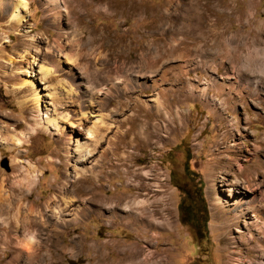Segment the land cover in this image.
<instances>
[{
    "label": "rangeland",
    "instance_id": "rangeland-1",
    "mask_svg": "<svg viewBox=\"0 0 264 264\" xmlns=\"http://www.w3.org/2000/svg\"><path fill=\"white\" fill-rule=\"evenodd\" d=\"M18 1L27 3L21 23L10 14ZM56 2L0 0V172L16 180L34 168L40 178L28 195L42 204L69 163L92 174L80 180L83 188L122 202L114 213L90 205L94 212L58 229L59 241L78 247L54 250L53 260L43 251L38 264H94L97 244L110 262L139 245L154 264H250L258 255L253 246L260 254L264 247L255 230L264 226V200L258 212L250 202L231 228L236 243L228 250L219 226L237 199L246 206L253 196L235 184L245 180L243 169L252 179L261 166L256 178L264 191V0ZM58 33L73 61L53 79L39 68L51 69L46 49ZM92 91L104 98L87 113ZM164 99L184 114L170 132L152 116ZM39 121L48 129L34 130L14 152L4 148L8 133L18 138ZM131 200L144 202L133 209L139 220L123 209ZM217 200L221 209L213 206ZM151 215L155 220L141 221ZM1 247L2 264L11 250Z\"/></svg>",
    "mask_w": 264,
    "mask_h": 264
},
{
    "label": "bare ground",
    "instance_id": "bare-ground-1",
    "mask_svg": "<svg viewBox=\"0 0 264 264\" xmlns=\"http://www.w3.org/2000/svg\"><path fill=\"white\" fill-rule=\"evenodd\" d=\"M55 3H57L56 0ZM26 8L27 3L18 1V3L12 5L10 12L11 18L14 19L17 23H21V21L23 22V11ZM67 47L68 43L66 40V36L63 33H58L57 36L53 39L52 49H46V52L51 56V69H44L40 67L39 73L44 77H48L49 75H51V77H53L54 79L56 77V75H54L55 73L64 70L63 65L73 61V58L67 52ZM155 78L156 74H154L151 78V81L153 83H155L156 81ZM148 80L146 79L144 80V82L140 83L146 84ZM61 88L65 94L69 93L70 89L67 90L64 86H61ZM56 93L57 91L53 90V92H50L49 95L51 96V98H54ZM91 95L92 97L90 96V98L86 100V104L83 105L87 113L92 112V108L95 109V106H93V102L98 103L101 101V99L104 98L102 97V92L100 91H92ZM33 102L37 107L39 106L37 91L33 92ZM56 104L57 103L53 104V102L50 103L54 114L56 113L55 111L59 110V107ZM64 106L67 107V105ZM56 107L58 108L56 109ZM182 112L180 107L173 106L172 100H170L169 102L164 99L162 102H158L156 115H152L150 113H147L146 115H152L155 118L161 117L163 119L162 127L169 131V126L179 123L181 116L184 115L181 114ZM53 120L55 119L49 117V119L47 120V124L54 123ZM148 126L150 127L151 125ZM40 127L48 129L47 126H45L42 122L39 121L37 123H34V125L31 126L30 129L27 130V132L21 133L20 137L18 138L13 135H9L8 133V135L5 137L6 139L4 138V148L9 152H14L15 150L23 146L24 142L29 139L30 135L34 132V130ZM151 129H156V127L152 126ZM18 153H20V151ZM64 166L65 171L62 180L59 183L57 182L55 187L53 186L55 189L54 193L47 200L44 199L45 201L42 204L39 203L40 199L37 198L31 200L28 195L32 185L38 183L40 178V174H38L34 168H32L30 172H27L26 174L22 175V178L16 180L11 179L10 176H7L5 173L0 172V246H2L1 250L3 251L5 248H10L11 250L9 259L2 264H38V262L42 260L43 254L41 253L43 251L46 253L44 255L45 259L53 260V257L55 255V253H53L54 250L60 252L67 249H74L79 245L76 241H72V244H66L64 241H59L60 235L64 234V232L61 233L62 231H58V229H63L69 224L78 221V219L83 217L85 212H94L90 209V205L95 206L97 209L95 211L99 213L101 210H103V207H106V209H110L111 211H113V213L118 210L122 202L121 199H119L117 203L110 198H99L97 197L98 193H96L97 191L94 188L88 190L86 188H83L82 185H80V180L85 181L86 178L91 177L92 174L81 173L79 172L78 168H73L71 170L69 163H64ZM16 167L20 170L23 168L20 167V162L17 163ZM228 167L229 166H227L226 164L222 166V168H225V171L226 168L228 169ZM256 167V169H253L254 171L252 179L248 177V175H251L247 172L248 170L243 169L241 171V175L245 180L240 181V184L238 178L235 180V184L240 187L239 189L243 188L252 191L253 196L249 199V201H247L246 206L243 204L241 205V199H237L233 204L234 208L228 211V213H226V216L224 217V222L221 226H219V228L223 232H225V237L223 239V243L225 245L224 250H226L227 248H232L231 244L236 243L235 239L233 237L229 238L228 235L230 234V232H232L231 228L238 224V220H241L243 218L242 216L246 214L245 211L250 209V202H252L253 208H257L256 212H258L260 209L259 203L263 202L262 200H264V191H261V184L259 182L258 177L256 178L261 169V166H259L258 164V166ZM239 176L240 174H238L237 177ZM219 177L221 179L219 180V186L222 187V189H226L227 186L225 183L226 179H224V173L221 172ZM71 178H74L76 180L71 181ZM245 181L247 185L245 184ZM68 184H70L72 188L68 187ZM209 188L212 189L213 194L219 191L217 185L212 184ZM239 189L235 190V192L239 191ZM78 194H81L80 197L78 196ZM140 203L143 204L144 202L131 200V203L127 202L123 204V209L129 212L128 216L130 213H132L130 215H132L134 219L139 220L141 219V217L136 216L138 212L135 213L133 209L135 206H139ZM213 203L214 207H220L221 209L222 204L220 201L218 202L217 200V202L214 201ZM149 219L155 220L154 215H151L150 217L146 216L145 218H142L141 221L145 222V220ZM164 225L166 226V224ZM255 230L257 234L261 236V239L264 241V226L258 227ZM94 249L97 253V259L93 262L94 264H154V262L152 261V256L149 253H146L145 249L140 247L139 245L127 246L126 248H122V258L118 262H110L108 260L109 254L107 253V251H105L104 245H94ZM253 252L257 253L258 255L253 256V261L249 259L250 264H255V259L264 261V247L262 248V254L259 253V250L255 249V246H253ZM158 253L159 252H156V254ZM229 254L228 255L230 257L231 255H233L231 253ZM50 264H53V261H50Z\"/></svg>",
    "mask_w": 264,
    "mask_h": 264
}]
</instances>
